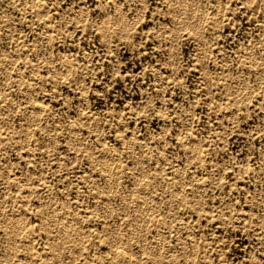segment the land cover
I'll list each match as a JSON object with an SVG mask.
<instances>
[{
    "label": "rangeland",
    "instance_id": "rangeland-1",
    "mask_svg": "<svg viewBox=\"0 0 264 264\" xmlns=\"http://www.w3.org/2000/svg\"><path fill=\"white\" fill-rule=\"evenodd\" d=\"M124 253L264 264V0H0V264Z\"/></svg>",
    "mask_w": 264,
    "mask_h": 264
},
{
    "label": "bare ground",
    "instance_id": "bare-ground-1",
    "mask_svg": "<svg viewBox=\"0 0 264 264\" xmlns=\"http://www.w3.org/2000/svg\"><path fill=\"white\" fill-rule=\"evenodd\" d=\"M187 1V0H186ZM184 3H185V1H184ZM186 4V3H185ZM185 6V5H184ZM186 7V6H185ZM41 9V8H40ZM42 10V9H41ZM39 13V12H38ZM42 12H40V14H41ZM42 15V14H41ZM194 15V14H193ZM193 17V16H192ZM194 18V17H193ZM72 137H74V136H72ZM195 143V142H194ZM192 145H193V143H191ZM192 147V146H191ZM193 148V147H192ZM197 150V149H196ZM193 151V150H192ZM199 152V151H198ZM95 153V152H94ZM196 153V152H195ZM138 155V154H137ZM95 156H97L96 154H95ZM113 156V155H112ZM117 156V155H116ZM119 156V155H118ZM114 157V156H113ZM136 158V157H135ZM115 159H116V157H115ZM136 161V160H135ZM109 165V164H108ZM138 165V164H137ZM110 170V169H109ZM142 170V169H141ZM111 171V170H110ZM109 177V176H108ZM139 180H141V179H139ZM138 182V181H137ZM140 185V184H139ZM110 186V185H109ZM118 187V186H117ZM109 189V188H108ZM181 190V189H180ZM178 191V190H177ZM176 191V192H177ZM108 192V191H107ZM148 192V191H147ZM146 193V192H145ZM147 194V193H146ZM178 194V193H177ZM123 195V194H122ZM150 195V194H149ZM148 195V196H149ZM179 195V194H178ZM125 197V196H124ZM146 197V196H145ZM141 198V197H140ZM147 199H148V197H147ZM183 199H185V197H183ZM110 200V199H109ZM145 199H143V201H144ZM183 201V200H182ZM139 202V201H138ZM129 203V202H128ZM145 203V202H144ZM137 205H139V204H137ZM112 206V205H111ZM45 207H46V205H45ZM134 207V206H133ZM136 209V208H135ZM48 210V209H47ZM112 210V209H111ZM39 212H40V208H39ZM44 212V211H43ZM48 212V211H47ZM113 212V211H112ZM111 212V213H112ZM46 213V212H45ZM55 213V212H54ZM110 213V214H111ZM51 215V214H50ZM12 216V215H11ZM18 218H20V216H17ZM50 217V216H49ZM55 217V216H54ZM140 217H142V216H140ZM145 217V216H144ZM146 217H148V215L146 216ZM14 218H16V217H14ZM135 218H137V217H135ZM17 219V218H16ZM45 219H46V217H45ZM150 219V218H149ZM14 220V219H13ZM19 219H17V221H18ZM47 220V219H46ZM64 220H65V218H64ZM67 220V219H66ZM137 220V219H136ZM44 221V220H43ZM69 221H71V220H69ZM149 221V220H148ZM57 222H58V220H57ZM17 223V222H16ZM135 223V222H134ZM141 223V222H140ZM67 223H64V225H66ZM137 224V223H136ZM23 225V224H22ZM67 226H69V225H67ZM12 228V227H11ZM22 228V227H21ZM14 229V228H13ZM135 229V228H134ZM15 231V230H14ZM24 231V230H23ZM65 231H66V229H65ZM139 232V231H138ZM7 233V232H6ZM15 233V232H14ZM71 233V232H70ZM19 234V233H18ZM117 234H118V232H117ZM66 236V235H65ZM64 236V237H65ZM16 237V236H15ZM66 240V239H65ZM143 242V241H142ZM54 243V242H53ZM82 244V243H81ZM59 246V245H58ZM12 247V246H11ZM121 252V251H120ZM125 252H127L126 250H125ZM56 254H57V251H56ZM119 254L120 253H118V256H119ZM128 254V253H127ZM126 254L124 253V254H122V259H123V261H118V262H123L124 264H127L128 263V261H129V258L127 259V257L125 256ZM160 255V254H159ZM57 256V255H56ZM59 256V255H58ZM128 256V255H127ZM166 256V255H165ZM168 256V255H167ZM175 256V255H174ZM49 257V256H48ZM52 257H53V254H52ZM117 257V256H116ZM131 257H132V255H131ZM155 257V256H154ZM162 257V256H161ZM50 258V257H49ZM167 258H169V257H167ZM121 259V260H122ZM131 259V258H130ZM172 261H174V260H172ZM195 261V260H194ZM130 262V261H129ZM190 264V263H189Z\"/></svg>",
    "mask_w": 264,
    "mask_h": 264
}]
</instances>
